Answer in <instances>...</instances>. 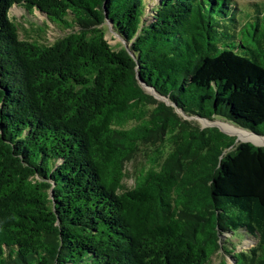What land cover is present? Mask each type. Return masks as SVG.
<instances>
[{
    "label": "trees",
    "instance_id": "16d2710c",
    "mask_svg": "<svg viewBox=\"0 0 264 264\" xmlns=\"http://www.w3.org/2000/svg\"><path fill=\"white\" fill-rule=\"evenodd\" d=\"M13 7L68 33L22 40ZM182 116L264 136V4L0 0V264H209L234 232L264 264V146Z\"/></svg>",
    "mask_w": 264,
    "mask_h": 264
},
{
    "label": "rangeland",
    "instance_id": "374dc122",
    "mask_svg": "<svg viewBox=\"0 0 264 264\" xmlns=\"http://www.w3.org/2000/svg\"><path fill=\"white\" fill-rule=\"evenodd\" d=\"M232 2L235 4L236 9H240L242 11L247 12L251 11L254 5L264 4V0H232ZM9 15L11 19L14 20L17 26L19 38L22 40L41 38L44 40L46 39L48 43H52L56 39L68 33V31H63L57 26L51 24L49 21L46 20L43 15H41L37 11H34L32 14H27V12H25L22 8L13 7L10 10ZM103 27L106 29L105 39L114 50L117 51L125 46V43L112 31L108 23H104ZM37 28L43 30L44 33H40ZM143 92L146 94H153L149 89L145 88L143 89ZM156 97L159 101H165L166 103H169L166 99L160 98L158 96ZM148 109L149 111H152L153 107L149 106ZM153 114L155 115L156 113ZM182 118L190 121L199 128L214 127L215 125L217 126V123H226L231 125L228 122H224V120L219 117H214L213 122H208L206 120H203L204 122H202L201 119L186 118L185 116H182ZM218 132L220 131L218 130ZM231 137L235 138V136ZM237 142H240V140H238ZM163 149L165 153L169 151V148L166 144L164 145ZM165 156L166 155H164V157ZM147 163L148 157H144L138 154L134 160H132L129 164L125 166V171L128 174V176L122 181V184L124 185L125 189H131L133 187L134 175L137 174L140 169L146 168ZM219 241L221 247L225 248L226 251L229 252V254H226L224 251H218L210 258L209 264H220L222 261H224L225 264H233L232 256L235 253H246L250 249H252L256 244V239L252 237L241 238L238 232H234L232 234V238L230 235H225L224 237L219 238Z\"/></svg>",
    "mask_w": 264,
    "mask_h": 264
},
{
    "label": "bare ground",
    "instance_id": "6f19581e",
    "mask_svg": "<svg viewBox=\"0 0 264 264\" xmlns=\"http://www.w3.org/2000/svg\"><path fill=\"white\" fill-rule=\"evenodd\" d=\"M201 121L204 122L205 120L204 121L201 120ZM217 126H219L221 130L227 132L231 136H235L239 140L252 142L258 146L264 145V137H259V136L253 135L247 131H243L241 129L235 128V127L230 126L226 123H217Z\"/></svg>",
    "mask_w": 264,
    "mask_h": 264
},
{
    "label": "water",
    "instance_id": "95a60500",
    "mask_svg": "<svg viewBox=\"0 0 264 264\" xmlns=\"http://www.w3.org/2000/svg\"><path fill=\"white\" fill-rule=\"evenodd\" d=\"M129 54H130V56H132L131 53H129ZM135 78H136V81H137V83H138V86L143 90V89L145 88L144 85L141 84L140 79H139L137 76H136ZM150 95H152L154 99L158 100L157 97L155 96V94H150ZM158 101H159V100H158ZM162 102H164L167 106H171V107L175 108L174 105H172L171 103H166L165 101H162ZM174 110H175V109H174ZM175 112L178 113V111H176V110H175ZM214 127L217 128L221 133H223V134H225V135H227V136H231V135L228 134L227 132L221 130L218 126L215 125ZM238 129H239V128H238ZM241 130H242V129H241ZM244 131H245V130H244ZM263 137H264V136H263ZM235 138H236V137H235ZM238 140H239V139L236 138V141H238ZM240 142H248V141H242V140H240ZM248 143H251V144L254 145V146H258V145L254 144V143H252V142H248Z\"/></svg>",
    "mask_w": 264,
    "mask_h": 264
}]
</instances>
